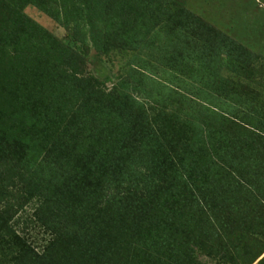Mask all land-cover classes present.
Returning a JSON list of instances; mask_svg holds the SVG:
<instances>
[{
  "label": "rangeland",
  "instance_id": "rangeland-1",
  "mask_svg": "<svg viewBox=\"0 0 264 264\" xmlns=\"http://www.w3.org/2000/svg\"><path fill=\"white\" fill-rule=\"evenodd\" d=\"M23 164L45 195L0 264H264V0H0V173Z\"/></svg>",
  "mask_w": 264,
  "mask_h": 264
},
{
  "label": "trees",
  "instance_id": "trees-1",
  "mask_svg": "<svg viewBox=\"0 0 264 264\" xmlns=\"http://www.w3.org/2000/svg\"><path fill=\"white\" fill-rule=\"evenodd\" d=\"M17 41V45L21 49L20 51L22 53V56L27 54L29 56L28 58H31L34 57V55H38V53L36 52V48L38 47L36 46L39 43V40H36L35 37L26 35L25 38L22 37V39L20 38ZM55 167L58 168L56 164ZM30 175L32 177H30ZM29 179L34 180V182H36V186L28 182ZM37 179H39L38 182ZM45 180L48 179L46 177L42 178L41 172H39L38 175L36 171L34 172L25 164H23L21 167L17 166V168L13 170V173L11 175L7 173L1 174L0 189H2V191L5 190L4 192L0 191L1 252L2 250L6 249H15L17 250V252H19L18 247L21 246L22 254L19 252L18 256L22 258L23 255H27L26 253L28 252L29 247H27L25 243H23L22 237L8 222L18 213L20 208L25 207L28 203H30L31 200H34L35 198L39 199V197H43L45 195V192L42 189V184ZM30 184H32L33 186H31ZM7 187H9V189H7ZM3 197L5 198V200L2 199ZM34 213L36 221H39V218H41L42 220L48 219L44 218L47 213L52 217L55 211L53 209H50L46 213V211L35 210ZM52 226L57 229L60 225L53 224ZM4 254L2 253L0 255ZM35 256L39 258L38 253H35Z\"/></svg>",
  "mask_w": 264,
  "mask_h": 264
}]
</instances>
